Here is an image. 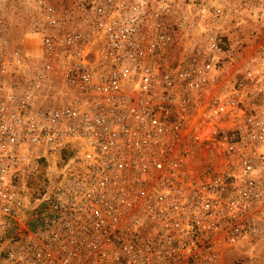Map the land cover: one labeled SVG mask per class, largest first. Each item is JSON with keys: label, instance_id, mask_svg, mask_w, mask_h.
I'll list each match as a JSON object with an SVG mask.
<instances>
[{"label": "built area", "instance_id": "1", "mask_svg": "<svg viewBox=\"0 0 264 264\" xmlns=\"http://www.w3.org/2000/svg\"><path fill=\"white\" fill-rule=\"evenodd\" d=\"M253 17L264 0H0V264H264Z\"/></svg>", "mask_w": 264, "mask_h": 264}, {"label": "rangeland", "instance_id": "2", "mask_svg": "<svg viewBox=\"0 0 264 264\" xmlns=\"http://www.w3.org/2000/svg\"><path fill=\"white\" fill-rule=\"evenodd\" d=\"M61 1V0H58ZM183 4H189L191 6L198 5L204 0H181ZM209 0H205L207 2ZM244 37L250 40V49L252 51L258 48H264V19H257L253 17L249 21L245 20L243 24ZM32 182H37V178L32 177ZM262 254L264 255V248L262 249Z\"/></svg>", "mask_w": 264, "mask_h": 264}]
</instances>
